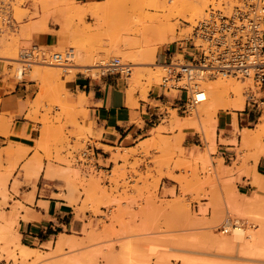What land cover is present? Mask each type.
I'll list each match as a JSON object with an SVG mask.
<instances>
[{
  "label": "rangeland",
  "instance_id": "374dc122",
  "mask_svg": "<svg viewBox=\"0 0 264 264\" xmlns=\"http://www.w3.org/2000/svg\"><path fill=\"white\" fill-rule=\"evenodd\" d=\"M6 1L9 3L10 19L9 24L0 23V54L13 55L17 59H13V63L12 59H8V62L5 57L0 56L1 73L5 79L13 80L10 85H15L28 77L38 86L26 118L34 122L32 127L37 129L40 137L35 140L33 155L23 162L22 168L25 169L33 158L44 165V159L46 169H51L50 182L59 190L57 196L73 203L76 215L81 214V220L85 223L80 232L81 237H78L74 230L65 228L61 230V233L69 234L77 241L74 246L62 245L59 249L56 246L58 235L53 234L49 237L51 241L41 246L47 248L48 252L36 248L42 253L39 258H36V254L24 258L12 255L11 243L8 240L14 233L19 234V240H22L18 218L20 209L27 208L15 202L10 205L11 210L6 215L4 209L8 205L4 201L9 196L8 190L6 187L0 188V195L3 197V202H0V222L6 225L3 228V238H0V262H7L0 264H49V262L64 264L74 261L66 260L74 254L91 255L92 261L85 262L86 264H110L108 255L114 262L122 261L126 249L139 256L147 254L148 264H155L159 253H163L170 264H180L178 260L180 257L204 260L212 264H264V253L261 254V251H264V195L258 194L255 197V187L249 193L239 190L232 175L235 171L239 174L244 172L236 166V162L239 160L245 162L248 158L238 156L232 166L227 167L226 176L221 174L222 159L210 158V153L217 151V139L219 138L220 142L225 141L222 138L224 133L230 132L235 138L240 135L232 123L228 124V127L225 125L226 128L219 129L218 116L224 114L233 117V113L242 111L251 92H255L257 96L261 95L258 91L260 84L251 78L219 75L208 78L215 83L221 82V89L230 91L228 95L220 98L212 117L206 116L192 127L206 144L191 161L185 160L184 148L181 147L184 133L168 122L170 115L184 114L177 113L176 109L170 107L167 108L168 116L162 119L161 124L150 129V138L139 142L134 148L123 145L116 148L107 147V150L111 151V156L106 160H103L102 155L95 153L94 156L93 148L90 147L93 141L90 139L92 131L91 123L87 119V110L80 102H70V94L66 90V83L76 72H83L92 77L108 73L104 68L106 66H100L104 68L103 71L101 69L83 71L76 65L78 53L86 54L93 59H98L100 53L105 62L115 57L122 63L125 61L123 64L125 66L127 64V70L120 74L126 79V95L132 98L128 105L132 108L138 107V99H146L152 87L156 89L160 87L161 77L166 69L165 67L156 69L157 64L161 66L163 64L157 62L155 57L153 63L131 66L129 55L152 43L159 42L158 51L165 43L192 41L194 26L206 15L210 6H220L223 2L232 5L235 3L234 0H209L202 16L193 20L186 19L188 13L179 12L172 7L180 0H90L85 3L80 0ZM27 2L32 3L33 10L24 7ZM152 2L153 5L157 2L158 6L151 5ZM102 3H105L104 9L95 12L85 10L89 4ZM162 3L164 5H161ZM54 11L61 15L58 44L48 46L45 43L34 42L31 37L32 31L48 30L47 22L52 19ZM18 12L20 18L17 17ZM162 36L165 38L160 44L159 38ZM32 44L39 45V49L46 55L45 61L32 63L19 79L16 74L17 66L21 65L20 54ZM70 48L74 52L72 62L65 66V69L59 66V69L54 70L55 68L51 66L55 64L48 55L53 52L63 53ZM187 58L183 57V50L174 55V61L178 62H188ZM146 69L147 71H144ZM149 71H153L152 75L156 76H151ZM237 83L245 90L244 108H226L229 98L235 96L231 89ZM202 87L208 90V84L204 79ZM135 93L139 96L134 97ZM211 96L208 94V99ZM198 106L203 107L204 103H199L196 108ZM195 109L184 116L192 115ZM258 120L251 126L253 128L250 139L253 140L249 147L260 152L264 147V130L260 132L256 130ZM212 124L215 126L214 135ZM233 142L236 143V140ZM84 151L90 154V157L83 156ZM136 154H143V157L135 158L131 162L130 158ZM24 156L26 155H23V158ZM213 160H216V166L212 164ZM149 162L154 164L160 175L157 177L153 175L154 167H149ZM140 164L147 165V172L144 175L137 170ZM162 168H167L166 175L179 184L178 193L173 187L170 199L160 197L158 194ZM174 170H179V174L175 175ZM45 173L44 177L47 179ZM244 173L250 177L249 170ZM32 175L31 171H27V177ZM45 187L51 186L46 184ZM260 192L264 193L259 190L258 193ZM236 194L254 195L251 199L237 196L240 201L237 204L244 209V213L248 212L244 215L246 218L229 208L228 201L230 198L235 199ZM85 212L88 215H85ZM234 218L239 219V223H243L244 227L248 224L255 228L260 227L262 241L261 245L254 248L256 254L255 251L244 250L242 246L227 250L215 244L222 225ZM151 243L158 245L156 254L149 250ZM34 246L38 247V243L35 242Z\"/></svg>",
  "mask_w": 264,
  "mask_h": 264
},
{
  "label": "crops",
  "instance_id": "0c3cea01",
  "mask_svg": "<svg viewBox=\"0 0 264 264\" xmlns=\"http://www.w3.org/2000/svg\"><path fill=\"white\" fill-rule=\"evenodd\" d=\"M80 1L85 3L90 0ZM24 7L33 10L31 2H27ZM60 21V13L54 12L52 19L47 22L48 30L34 31L31 35L32 40L39 44L45 43L48 46L57 45L60 40L58 33L61 30ZM182 50L184 58L194 52L192 42L182 40L170 44L165 43L156 52V61L161 64L168 63L169 59ZM12 81L9 78L5 79L0 70V188L6 187L10 196L5 198L4 202L8 206L5 207L4 211L8 215L11 210L10 205L15 202L23 204L27 209H20V217L18 218L19 231L22 235L21 242L34 249L39 248L41 251L48 252L47 248H41V246L48 242L51 235H57L65 228L66 230H74L77 236L81 237L80 232L85 221L81 220V214L76 215L73 203H69L64 197L57 196L59 190L53 186L54 183L50 182L51 169H46L44 159V165L41 163V168L36 175L34 171L39 161L37 162L35 158L31 159L25 169L22 168L23 162L33 155L35 140L40 137L37 129L32 127L34 122L26 118L30 102L34 99L38 86L34 80L28 77L15 85L9 84ZM126 89V79L120 73H106L92 77L83 72H76L66 83L70 102H80V105L87 110V119L91 123L92 131L90 139L93 141L90 147L94 149L97 155H102L103 160L111 156V151L107 150V147L116 148L123 145L127 148H134L139 142L150 138V129L158 125L166 117L165 115L168 116L167 108L176 109L183 103L181 94L172 91L165 92L161 87L158 89L152 87L147 98L138 99V107L132 108L127 104ZM258 91L261 93L260 96L250 91V96L254 102L250 101L242 111L236 112V122L239 129L242 127L253 128L251 127L252 124L258 120L260 114L262 115L263 108L259 106V102L264 100V82ZM138 96V93L134 94V97ZM80 98L82 99L80 100ZM176 112L181 113L179 110ZM218 117L219 129L226 128L225 125L230 124L233 118L231 115L224 114H220ZM222 138L225 141L220 142L218 138L216 141L217 151L210 153V158L222 159L221 174L226 176L227 167L232 166V163L240 156L241 158H248L245 162L241 160L236 162V166L240 167L242 171L249 170L252 173L254 166L258 173L264 175V147L260 152L251 149L249 146L253 139L251 138L244 143L240 135L236 137V143H234V136L230 132L224 133ZM205 144L199 133L192 128L185 129L181 140L185 160H193L202 151ZM23 155L26 156L23 158ZM142 157L143 154H136L130 158V161ZM255 157H257L256 161ZM212 164L216 166V160H213ZM148 166L154 167V164L149 162ZM127 169L129 170V166ZM137 170L144 175L147 172V165L140 164ZM27 171H31L33 175L27 177ZM167 171V168H162L160 171L162 174L158 194L160 197L170 199L173 187L178 193L179 184L166 175ZM45 172L47 179L44 177ZM244 172L239 174L235 171L232 175L235 178L237 188L249 193L253 189L251 177ZM152 173L156 177L160 175L156 167ZM128 174L132 175L131 173ZM174 174L178 175L179 170H174ZM134 177L137 176L134 175ZM106 183L108 184V181ZM46 184L51 187H45ZM259 190L264 191L256 189L255 194L264 195L262 192L258 193ZM238 195L236 194L234 197L236 203H240L237 198ZM254 195L240 196L251 199ZM0 202H3L1 195ZM85 215L88 213L85 212ZM35 242L38 243V247L34 246ZM92 259L93 257L90 255V258L83 260V262H91ZM108 259L109 263L113 262L110 255H108ZM0 263L7 262L1 261ZM71 263L75 262L72 261ZM101 263L106 262L101 261Z\"/></svg>",
  "mask_w": 264,
  "mask_h": 264
},
{
  "label": "built area",
  "instance_id": "2783aa9c",
  "mask_svg": "<svg viewBox=\"0 0 264 264\" xmlns=\"http://www.w3.org/2000/svg\"><path fill=\"white\" fill-rule=\"evenodd\" d=\"M234 2L232 5L223 2L220 6H210L206 15L197 22L191 39L194 52L187 55L188 62L174 61L172 57L163 64L166 72L161 77L160 87L165 92L181 94L183 101L176 111L188 113L196 108L201 100L198 93L205 91L202 87L205 77L251 78L260 86L264 82V0ZM9 19V3L0 0V23L9 24ZM45 56L38 44H32L21 52L17 73L23 74L32 63L45 61ZM48 58L55 65L65 67L72 62L74 52L70 48L63 53L53 52ZM104 66L108 73H122L126 67L116 57ZM250 101H253L251 96L247 104ZM259 106L264 110V100L259 102ZM82 155L90 157L86 151ZM233 221L232 225H235ZM225 225H222L221 231H224Z\"/></svg>",
  "mask_w": 264,
  "mask_h": 264
},
{
  "label": "bare ground",
  "instance_id": "6f19581e",
  "mask_svg": "<svg viewBox=\"0 0 264 264\" xmlns=\"http://www.w3.org/2000/svg\"><path fill=\"white\" fill-rule=\"evenodd\" d=\"M208 2H209V0H180L177 3L175 2L174 6H172V7L174 9H176L177 11H179V12L188 13V18H186V19L187 20H193L195 18H199V16L201 14H203V11L206 8V5L208 4ZM151 5H153V2H152ZM161 5H164V3H162ZM153 6H158L157 2L154 3ZM104 7H105V3L98 4V5L89 4V5L86 6L85 10L86 11H90V12H95L97 10L104 9ZM17 15H18L17 17L20 16L19 12H18ZM53 16H54V13H53ZM29 28H30V26H29ZM39 31H41V30H39ZM32 32H34V31H32ZM162 37L159 38L160 39V44L163 42V39L165 38L164 36H162ZM24 42H27V41H24ZM158 43L159 42L152 43V44L144 47L143 49H140L139 51L130 54L129 55V60H130L129 64H132L131 66H133L134 64H140L141 65L142 63H148V64L149 63H153V60H154V57H155V53H156L157 48L159 46V45H157ZM24 45H25V43H24ZM8 55H4L3 56L2 54H0V56H3V57H5L7 59L6 61H8V59H12V60L13 59H15V60L17 59L13 55L12 56H8ZM103 59L104 58H102L100 53H98V59H93V58H90L86 54L78 53V59H77L78 62H77L76 65L79 67V70H83V71H95V70H99V69H101L103 71V69L105 67L103 69H102V67L107 63V61L105 62V61H103ZM140 60L141 61L144 60V61L141 62ZM2 61H3V59H2ZM13 63H14V60H13ZM50 63H52V62H49V64ZM100 66H102V67H100ZM126 66H127V64H126ZM136 66H138V65H136ZM51 67L55 68L54 70L59 69V66H57V65H52ZM155 67H156V69H159V68L161 69V67H163V65L161 66L160 64H157ZM19 68H20V65L17 66V69H19ZM65 68L66 67H64L62 69H65ZM128 68L130 70V67H128ZM125 69H126V67H125ZM151 69H153V68L151 67ZM144 71H147V69L144 70ZM127 72H129V71H127ZM150 72L151 71H149V74H150ZM152 72H151V76L155 77L156 74L152 75ZM97 73H100V72H97ZM154 73H156V72H154ZM146 74H147V72H146ZM149 74H147L148 75L147 77H149ZM157 74H158V72H157ZM16 76L20 79V78L23 77V74H20L18 72L16 74ZM204 80L208 84V90L207 91L206 90L205 91L202 90L201 92L198 93V98L201 99L199 102L202 103V104L204 103V106L203 107L202 106H198L195 109L194 113L192 115H190V116H178V115L174 114L172 116L170 115V118L168 119V122L170 123L171 126L179 129L183 133H184L185 129L192 128L197 122L200 123L206 116L208 118L212 117L214 112H215L214 110H215V108L217 106V103L220 100V98H222V96L225 95V94L226 95L229 94L228 92L230 90L227 91L226 89H224V90L221 89V87H222V83L221 82L220 83H217V82L215 83V82H213V80H209L207 77H205ZM231 90L235 93V96L229 98L226 108L243 109L244 108V94H243V92L245 91L243 89V86L240 83L239 84L237 83V85L235 87H233ZM208 94L210 96L212 95L210 99H208ZM81 96L83 97V95H81ZM81 99L82 98H80V100ZM131 99H132L131 97H127V104L131 101ZM165 116H167V115H165ZM236 118H237L236 114L233 113V118L231 119L232 120V122H231L232 126H233V128H235L236 130L239 131L238 133L241 136V140L245 143L246 141H248L250 139V137L252 135L251 134L252 130H251V128H247V127H242V128L239 129L237 127ZM258 119L259 120L256 123L255 128H256V130L258 132H260V131L264 130V114H262V115L260 114V117ZM162 126H160V127H162ZM173 127H172V129H173ZM227 127H228V125H227ZM229 128H232V127H229ZM165 129H166V127H165ZM163 130H164V128H163ZM214 130H215V126H214V124H212V133H213V135L215 134ZM157 131H159V130H157ZM183 133H181V134H183ZM235 140H236V138L234 137L233 141H235ZM211 141H212V143H214V139H212ZM256 160H257V157H255V161ZM40 168H41V162H38V164L36 165L35 171H34L35 175L39 172ZM250 177H251V184H252L253 187H255L256 189L264 190V175L258 173L255 170V168H254L252 170V173H250ZM255 195H257V194H255ZM230 199L231 200L228 201L229 202V208L234 213H236L237 215L245 217L244 216L245 213H248V212L244 213V211H243L244 209H242L236 203V201L233 198H230ZM227 207H228V205H227ZM233 220H235V225H232L233 224L232 223ZM4 226H6V225L3 224L2 222H0V238H3V232H4L3 228H4ZM259 228L260 227L255 228L251 224H248L247 226L244 227L243 223L242 224L239 223V219H236V218L232 219L231 221L227 220L226 221V225H225V229H224V231H220V236H218V238L215 240V244L217 246H219L220 248L227 249V250L228 249H232V248H238L239 246H242L244 250L249 251V252H254L255 251V254H256L257 251L254 250V248L257 247L258 245H261V241H262V238H261L262 234H261ZM225 231H227V232L230 231L231 233H224ZM57 235H58V238L56 240V246L59 249H60V247L62 245L74 246V245L77 244L76 240L74 238L70 237L69 234L60 233V234H57ZM8 241L11 243V247L10 248H11L12 255H16L18 257H23V258L26 257V256H30L31 254H36V256H37L36 258H39L42 255V253H40L36 249H34V248L22 243L19 240V234H17V233L16 234L15 233L12 234V236L9 238ZM49 241H51V239H49L48 242ZM157 247H158V245H155V244L151 243L150 246H149L150 252L153 253V254H156L158 252V248ZM262 253H264V251H261V254ZM123 254L124 255L122 257L124 258V260L123 259H122V261L121 260H116L115 262L113 261L110 264H148V256H147V254H142L141 256H139V255H136L130 249H126V251ZM89 258H90V255L74 254V255L69 256L66 260L68 262H70L71 260H74V262H77V263H64V264H86V263L83 262V260H88ZM113 259H116V258H113ZM178 260H180V262H181L180 264H212V263H206L204 260H193L191 258H185V257H180V258H178ZM49 264H52V263H49ZM155 264H170V263L165 258L163 253H159L156 256Z\"/></svg>",
  "mask_w": 264,
  "mask_h": 264
}]
</instances>
